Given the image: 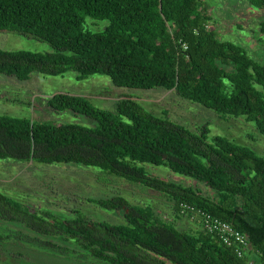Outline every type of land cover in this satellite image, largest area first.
Here are the masks:
<instances>
[{
  "label": "trees",
  "instance_id": "1",
  "mask_svg": "<svg viewBox=\"0 0 264 264\" xmlns=\"http://www.w3.org/2000/svg\"><path fill=\"white\" fill-rule=\"evenodd\" d=\"M249 1L264 9V0ZM88 17L109 25L92 33L84 27ZM209 21L203 0H0V32L33 38L53 49L0 50V75L28 81L34 73L59 77L72 71L78 79L108 76L118 88L174 90L220 115L245 117L264 136V65L240 45L221 41ZM260 33L264 35V23ZM48 104L97 125L90 129L0 115V160L81 164L139 183L166 194L177 216L201 212L230 224L246 237L249 255L239 257L235 248L205 230L181 232L151 207L122 197L90 200L124 213L126 224L113 226L81 213L75 220H63L2 193L0 230L14 223L38 237L0 231V247L18 239L38 252L71 261L88 256L103 264H264V158L223 137L209 143L206 129L192 134L129 98L120 100L115 112L66 93L55 94ZM144 164L193 178L214 195L207 198L164 182L149 175ZM40 237H58L63 243Z\"/></svg>",
  "mask_w": 264,
  "mask_h": 264
},
{
  "label": "rangeland",
  "instance_id": "2",
  "mask_svg": "<svg viewBox=\"0 0 264 264\" xmlns=\"http://www.w3.org/2000/svg\"><path fill=\"white\" fill-rule=\"evenodd\" d=\"M210 16L209 28L221 41L240 45L256 62L264 65V9L255 8L249 0H203ZM109 22L86 18L85 29L92 33L103 32ZM0 50L52 53V47L33 38L16 33L0 32ZM234 71L231 67H225ZM58 93L82 96L95 108L115 112L122 99H132L155 117L184 127L192 134L208 131V142L223 137L232 143L247 147L256 156L264 158V136L254 122L245 117L223 116L203 105L185 100L174 90H151L116 87L108 76L95 74L78 79L69 71L63 76L50 77L34 73L28 81L0 75V115L28 119L35 122H52L59 125L78 124L94 129L97 123L72 111L56 112L48 102ZM146 172L158 179L200 192L211 198L214 191L193 178L172 172L164 166L141 165ZM0 193L39 212H49L63 220H75L77 213L92 221L113 226L125 225L123 212L106 210L90 200L122 197L136 206H149L164 221L174 224L181 232L197 233L204 228L195 214L177 216L172 200L163 193L153 191L139 183L130 182L99 168L81 164H43L13 159L0 160ZM8 224L3 233L38 237L19 224ZM44 241L60 242L58 237H40ZM21 239V238H20ZM0 247V264H103L88 256L81 261H71L28 245L21 246L18 239ZM22 240V239H21ZM22 255L21 257H19Z\"/></svg>",
  "mask_w": 264,
  "mask_h": 264
},
{
  "label": "built area",
  "instance_id": "3",
  "mask_svg": "<svg viewBox=\"0 0 264 264\" xmlns=\"http://www.w3.org/2000/svg\"><path fill=\"white\" fill-rule=\"evenodd\" d=\"M183 212L185 211L183 210ZM192 214L198 216L204 228L203 230L217 236L225 246L235 248V252L239 257L243 258L249 255L250 250L246 237L236 231L230 224L201 212H193ZM250 264H252V262H250Z\"/></svg>",
  "mask_w": 264,
  "mask_h": 264
}]
</instances>
